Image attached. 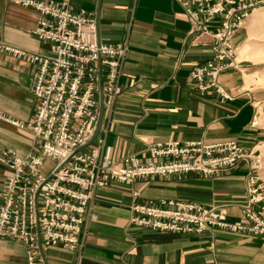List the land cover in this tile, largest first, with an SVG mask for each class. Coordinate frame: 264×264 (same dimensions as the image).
Returning a JSON list of instances; mask_svg holds the SVG:
<instances>
[{"label": "crops", "instance_id": "1", "mask_svg": "<svg viewBox=\"0 0 264 264\" xmlns=\"http://www.w3.org/2000/svg\"><path fill=\"white\" fill-rule=\"evenodd\" d=\"M66 1L93 13L100 41H124L126 45L119 74L121 92L109 114L100 117L92 140L102 139L101 158L145 154L150 141L235 139L249 147L264 140V84L251 77L258 72L254 66L258 62L240 58L239 65L220 71L217 79L232 94L229 99L199 91L189 70L208 57L210 36L189 30L176 0ZM37 15L33 7L0 0V40L29 51L48 52L46 43L32 33ZM215 23L212 20L209 28L214 29ZM247 36L242 25L233 35L234 49H240ZM34 71V63L0 50L1 115L29 123L34 109L30 90ZM5 147L18 155L38 150L27 127L0 116V150ZM247 171V163L239 161L214 174L150 175L97 186L80 244L73 249L47 246L42 263L264 264V237L260 235L217 226L200 232L152 229L128 221L132 200L159 198L216 205L224 209L228 220L237 219L246 200ZM7 172L0 162V187ZM0 264H26L24 244L13 237H0Z\"/></svg>", "mask_w": 264, "mask_h": 264}, {"label": "built area", "instance_id": "2", "mask_svg": "<svg viewBox=\"0 0 264 264\" xmlns=\"http://www.w3.org/2000/svg\"><path fill=\"white\" fill-rule=\"evenodd\" d=\"M12 1L37 11L32 33L46 43L48 51H29L0 40L1 51L35 64L30 86L34 109L29 123L0 114L18 127H27L38 147L24 155L8 147L0 150V162L8 169L0 187V237H13L24 244L26 264H43L42 252L47 246L73 249L80 244L97 186L129 183L150 175L214 174L239 161L247 163L248 171L246 200L237 219L228 220L224 209L216 205L159 198L132 200L128 221L171 231L200 232L217 226L264 237V179L254 171L259 165L254 146L245 147L235 139L212 143L169 139L148 142L146 153L139 156L101 158L102 139L88 140L99 115L109 114L121 92L125 42L100 41L93 13L76 9L66 0ZM176 1L189 30L210 36L209 55L190 68L191 81L201 92L231 98L218 74L239 65L231 39L264 0ZM212 20L214 29L209 28ZM47 158L52 161L49 166H45Z\"/></svg>", "mask_w": 264, "mask_h": 264}, {"label": "rangeland", "instance_id": "3", "mask_svg": "<svg viewBox=\"0 0 264 264\" xmlns=\"http://www.w3.org/2000/svg\"><path fill=\"white\" fill-rule=\"evenodd\" d=\"M243 25L246 31V36L247 32L248 36L246 42H243L239 47H241L243 44L244 45L240 49H236L237 59L241 58L240 54L254 55L256 60L252 62H258L254 64L258 72L251 77H253V79H256L257 83L264 84V3H262L259 7L253 9L248 14V16L244 20ZM234 40L235 38L232 37L231 43H233ZM101 116L102 115L100 114L98 120H100ZM92 139L90 141H92ZM254 147L256 149L255 155H257L259 164L258 167L254 168V171L258 170V175L264 179V140L258 142ZM51 164V159H45V166H49Z\"/></svg>", "mask_w": 264, "mask_h": 264}, {"label": "bare ground", "instance_id": "4", "mask_svg": "<svg viewBox=\"0 0 264 264\" xmlns=\"http://www.w3.org/2000/svg\"><path fill=\"white\" fill-rule=\"evenodd\" d=\"M240 57L243 58V59H245V60H248V61H255L256 60V58L252 54H241ZM235 58L237 59V53L235 55Z\"/></svg>", "mask_w": 264, "mask_h": 264}, {"label": "water", "instance_id": "5", "mask_svg": "<svg viewBox=\"0 0 264 264\" xmlns=\"http://www.w3.org/2000/svg\"><path fill=\"white\" fill-rule=\"evenodd\" d=\"M98 127H99V120L97 121V124H96V126H95V129H94V131H93V133H92L90 139L88 140V142L94 137V135H95L96 132H97Z\"/></svg>", "mask_w": 264, "mask_h": 264}]
</instances>
